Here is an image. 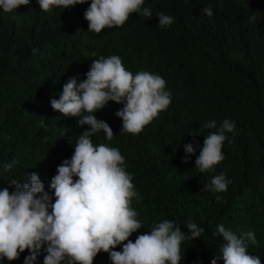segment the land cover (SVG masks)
Instances as JSON below:
<instances>
[{"label": "trees", "instance_id": "trees-1", "mask_svg": "<svg viewBox=\"0 0 264 264\" xmlns=\"http://www.w3.org/2000/svg\"><path fill=\"white\" fill-rule=\"evenodd\" d=\"M89 4L46 12L31 0L17 12L0 11V188L11 192L13 181L23 183L35 172L48 191L88 128L78 126L80 117L52 109L51 99H59L69 78L84 80L93 59L116 55L133 74H159L171 93L169 107L136 135L120 132L115 113L122 104L110 101L96 113L114 136L107 140L100 131L94 145L120 150L139 195L131 207L143 227L129 239L165 219L185 232L188 222L196 223L204 231L181 243L180 264H211L225 243L216 235L222 224L237 235L254 231L257 243L249 242L248 252L264 264V0H145L150 19L133 13L123 26L100 33L88 31ZM209 5L212 17L203 12ZM158 13L174 22L160 27ZM225 119L236 125L225 133V158L202 173L195 160L205 135ZM209 120L217 129L201 127ZM186 144L196 148L194 155L186 154ZM220 173L231 181L227 191L205 190ZM28 254L4 264H24ZM43 260L38 256V264ZM93 264L112 262L101 251Z\"/></svg>", "mask_w": 264, "mask_h": 264}, {"label": "clouds", "instance_id": "clouds-1", "mask_svg": "<svg viewBox=\"0 0 264 264\" xmlns=\"http://www.w3.org/2000/svg\"><path fill=\"white\" fill-rule=\"evenodd\" d=\"M37 3L41 10L49 12L89 0H37ZM144 3L145 0H90L84 12L88 31L100 33L105 27L123 26L133 13L150 19L151 9L143 7ZM30 4L31 0H0V11L13 13L20 6ZM203 12L213 16L210 5ZM157 17L160 27L174 22V17L163 13ZM85 76L80 82L76 77L69 78L59 99H51L52 109L65 117H80L78 126L88 128L77 136L71 158L57 167L48 191L35 172L27 174L23 183L13 181L11 192L7 187L0 188V264L5 259L17 260L25 250L29 254L24 264H38L41 254H44L43 264L65 261L93 264L101 251L108 253L112 264H180L181 243L200 238L204 229L188 222L185 232L174 221L165 219L138 235L134 242L130 240L143 227L137 211L131 207L133 198L139 199L133 177L123 166L124 157L118 148L94 145L92 141L100 131L107 140L114 136L109 124L96 116L110 101L123 105L115 113L122 119L120 132L139 134L169 107L171 93L166 90V81L148 71L133 74L116 55L93 59ZM201 127L217 129V122L209 120ZM235 127L234 121L225 119L219 129L205 135L195 160L200 172L224 160L222 148L228 139L225 133L233 132ZM184 149L186 154L196 152L192 144L184 145ZM13 164L6 165V169H11ZM230 183L226 174L220 173L205 185V190L225 192ZM216 235L222 236L225 243L220 248L221 255L215 256L211 264H218L219 260L223 264H261L258 256L248 252L249 242L257 243L254 231L237 235L221 224L217 225ZM121 245L122 250L116 251Z\"/></svg>", "mask_w": 264, "mask_h": 264}]
</instances>
